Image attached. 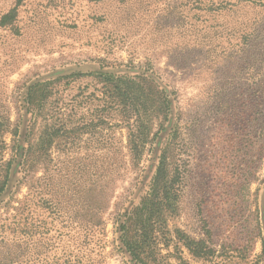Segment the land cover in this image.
Instances as JSON below:
<instances>
[{
    "label": "rangeland",
    "instance_id": "1",
    "mask_svg": "<svg viewBox=\"0 0 264 264\" xmlns=\"http://www.w3.org/2000/svg\"><path fill=\"white\" fill-rule=\"evenodd\" d=\"M136 124L147 140L134 159ZM163 154L177 193L154 232L165 261L255 264L264 0H0V213L23 206L56 254L90 227L106 264H135L119 219L148 195ZM182 234L210 254H190Z\"/></svg>",
    "mask_w": 264,
    "mask_h": 264
},
{
    "label": "trees",
    "instance_id": "2",
    "mask_svg": "<svg viewBox=\"0 0 264 264\" xmlns=\"http://www.w3.org/2000/svg\"><path fill=\"white\" fill-rule=\"evenodd\" d=\"M13 7L3 18L14 17ZM107 75H105L106 77ZM108 77V76H107ZM106 77V78H107ZM121 96L128 94L119 91ZM132 108H136V100L131 97ZM159 108L169 110L168 100L163 98ZM129 139V150L132 158H137L143 150L147 133L144 125L136 124ZM0 167V196L6 192L10 162ZM175 179L167 175V158L164 154L159 159L152 178L148 195L141 201L130 215L119 219V240L135 264H170L159 253L155 231L163 228L162 212L172 210L177 193ZM1 208V207H0ZM9 208L14 212H9ZM23 206H3L0 213V264H106L101 252L94 253L88 245L94 229L84 227L74 238L79 248L75 251L53 253L55 241L35 225L28 215L23 216ZM99 220L97 225H101ZM182 245L195 257H207L210 249L203 240H195L182 234ZM255 264H264V242L261 256Z\"/></svg>",
    "mask_w": 264,
    "mask_h": 264
}]
</instances>
